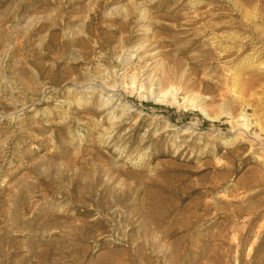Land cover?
<instances>
[{"label":"rangeland","instance_id":"rangeland-1","mask_svg":"<svg viewBox=\"0 0 264 264\" xmlns=\"http://www.w3.org/2000/svg\"><path fill=\"white\" fill-rule=\"evenodd\" d=\"M0 264H264V0H0Z\"/></svg>","mask_w":264,"mask_h":264}]
</instances>
